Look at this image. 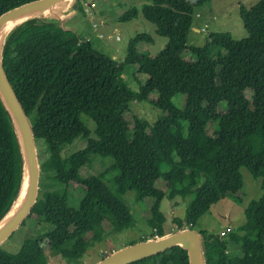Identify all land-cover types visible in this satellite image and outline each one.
Returning a JSON list of instances; mask_svg holds the SVG:
<instances>
[{
    "label": "trees",
    "instance_id": "obj_1",
    "mask_svg": "<svg viewBox=\"0 0 264 264\" xmlns=\"http://www.w3.org/2000/svg\"><path fill=\"white\" fill-rule=\"evenodd\" d=\"M30 0H0V15ZM211 0H150L144 16L168 38L158 54H140V34L129 43L120 63L97 51L92 42L60 26L57 13L32 16L7 34L2 60L7 75L48 157L41 161L38 200L28 216L54 226L52 232L26 238L20 250L0 249V264H49L50 250L79 264L93 243L88 232L105 237L133 221L123 200L153 198L151 235L166 233L165 197L187 201L184 216L172 230L194 229L213 204L227 196L241 202L242 167L261 179L264 189V44L254 48L251 23H264V0L241 6L248 36L209 32L203 46L188 44L197 9ZM82 8L77 0L74 8ZM136 7L120 20L139 15ZM59 18V19H58ZM195 55L189 59L187 55ZM119 64V65H117ZM134 69L139 90L125 82L124 66ZM186 95V108L172 101ZM149 101L166 115L154 123L134 115L131 102ZM90 121L95 124L92 130ZM82 137L86 147L64 157L63 149ZM114 162L98 175L80 174L90 155ZM115 173L111 180L105 178ZM25 180V160L15 122L0 96V220L18 202ZM86 194L78 209L69 206L68 185ZM246 222L222 235L199 231L205 264H264V194L245 210ZM26 219V220H27ZM25 222L22 224L24 225ZM138 241H132L130 244ZM129 264H190L187 249L177 244Z\"/></svg>",
    "mask_w": 264,
    "mask_h": 264
},
{
    "label": "rangeland",
    "instance_id": "obj_2",
    "mask_svg": "<svg viewBox=\"0 0 264 264\" xmlns=\"http://www.w3.org/2000/svg\"><path fill=\"white\" fill-rule=\"evenodd\" d=\"M261 0H211L199 7L194 18V25L189 33L188 44L194 46H203L206 36L213 31L231 32L235 39H243L247 37L248 31L244 21L241 18V6L247 8L254 7ZM77 0L60 1L62 7H70L72 14L63 19H59L60 26L74 30L80 36L89 39L93 47L102 54L110 56L112 59L122 63L127 55L129 43L140 34H149L153 40H141L138 43V52L140 54H158L163 51L168 43V38L157 33L155 23L149 21L143 14L142 8L144 4L150 0H80L82 8H74ZM136 7L139 15L132 20L123 22L121 16L131 8ZM57 8V7H56ZM55 8V9H56ZM49 10V14L55 10ZM44 14V13H43ZM48 15V14H47ZM251 34L254 38L253 47L259 48L264 44V23L254 21L251 23ZM120 35L118 39L116 35ZM189 59H196L195 55H187ZM125 82L133 90H139V81L134 76L133 67L126 65ZM186 95L177 94L172 101L181 109L186 108ZM134 115L141 119L154 123L159 118L165 117L166 113L156 108L149 101L131 102V112L127 114L128 118ZM92 130L95 124L90 121ZM87 141L79 137L73 143L66 146L62 155L64 157L71 156L86 147ZM38 152L41 161H44L49 153L44 141H38ZM114 162L111 157H101L99 155H90L88 162L81 168L80 174L83 178L92 175H98ZM244 186L242 188L241 202H235L230 196L225 197L200 218L194 230L207 231L208 233L220 234L223 229L229 226L237 227L246 222L245 210L252 200L260 199L264 194L261 185V179H255L246 167H242ZM115 173L105 178L106 183L113 188L111 183ZM69 190V206L78 209L81 200L84 198L86 191L84 187L75 182L68 185ZM123 200L129 206L133 221L127 227H122L119 232L107 233L105 237L94 235L88 232L87 239L93 238V243L88 248L84 257L79 264H95L103 257L114 250L125 245H129L132 241H141V238L151 235L153 229L148 224L151 215L153 198L147 197L144 200H138L134 193H127ZM187 207V201L177 196L170 200L165 197L161 204L162 211L167 216L165 223L166 231L172 232L173 218L184 216ZM54 226L46 222H38L36 218H29L24 225H21L3 244L0 249L5 254L14 255L23 245L26 238L37 237L42 234L52 232ZM44 250L48 258L49 264H76L68 261L62 255L54 254L50 248L47 239L43 241Z\"/></svg>",
    "mask_w": 264,
    "mask_h": 264
},
{
    "label": "water",
    "instance_id": "obj_3",
    "mask_svg": "<svg viewBox=\"0 0 264 264\" xmlns=\"http://www.w3.org/2000/svg\"><path fill=\"white\" fill-rule=\"evenodd\" d=\"M60 1L64 0H30L5 11L0 15V33L9 22L26 13L36 11L38 15L46 16L43 12L53 5L59 4ZM13 27L7 31L4 39L0 40V96L7 106L20 135L25 160V180L18 202L0 220L1 222L15 210L11 219L0 230V246L25 222L32 212L39 197L42 170L36 137L30 118L7 75L2 60L4 41ZM202 242V234L197 230L187 228L172 231L162 236H155V238L125 245L112 251L95 264H129L177 244L187 249L190 264H205Z\"/></svg>",
    "mask_w": 264,
    "mask_h": 264
},
{
    "label": "bare ground",
    "instance_id": "obj_4",
    "mask_svg": "<svg viewBox=\"0 0 264 264\" xmlns=\"http://www.w3.org/2000/svg\"><path fill=\"white\" fill-rule=\"evenodd\" d=\"M71 1V0H70ZM57 7V8H56ZM59 5H53L52 7H50L49 9L45 10L43 13L44 14H49V10L52 9V8H56L55 10H58L59 9ZM54 10V11H55ZM38 15L36 13V11L34 12H30V13H26L20 17H17L15 19H13L11 22H9L5 27H3V29L1 30V33H0V40L2 41L5 37V34L7 33V31L13 27L15 24H17L18 22L22 21L23 19L25 18H29V17H32V16H36ZM15 211V210H14ZM13 211V212H14ZM13 212L10 213L9 215H7L1 222H0V230L8 223V221L11 219V217L13 216Z\"/></svg>",
    "mask_w": 264,
    "mask_h": 264
},
{
    "label": "crops",
    "instance_id": "obj_5",
    "mask_svg": "<svg viewBox=\"0 0 264 264\" xmlns=\"http://www.w3.org/2000/svg\"><path fill=\"white\" fill-rule=\"evenodd\" d=\"M56 5H59L60 7L58 10H55L53 13H57L59 17L65 18L72 14V9L70 7H62L61 4H56Z\"/></svg>",
    "mask_w": 264,
    "mask_h": 264
},
{
    "label": "built area",
    "instance_id": "obj_6",
    "mask_svg": "<svg viewBox=\"0 0 264 264\" xmlns=\"http://www.w3.org/2000/svg\"><path fill=\"white\" fill-rule=\"evenodd\" d=\"M117 38H120V36L117 35ZM117 65H119V64H117ZM230 230H231V226H229V227L226 228V229H223V230L221 231V234H222V235H225V234H227ZM156 236H159V235H156Z\"/></svg>",
    "mask_w": 264,
    "mask_h": 264
}]
</instances>
